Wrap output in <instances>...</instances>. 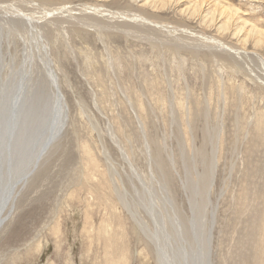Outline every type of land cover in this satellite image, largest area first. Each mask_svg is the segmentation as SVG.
Returning <instances> with one entry per match:
<instances>
[{"label":"rangeland","instance_id":"1","mask_svg":"<svg viewBox=\"0 0 264 264\" xmlns=\"http://www.w3.org/2000/svg\"><path fill=\"white\" fill-rule=\"evenodd\" d=\"M254 55L264 0H0V104L42 92L65 116L42 157L24 127L0 264H155L166 234H211L209 264H264Z\"/></svg>","mask_w":264,"mask_h":264},{"label":"bare ground","instance_id":"2","mask_svg":"<svg viewBox=\"0 0 264 264\" xmlns=\"http://www.w3.org/2000/svg\"><path fill=\"white\" fill-rule=\"evenodd\" d=\"M3 6V5H2ZM86 6V5H85ZM88 6V5H87ZM5 7H7V9H8V6H5ZM4 7V8H5ZM205 7V6H204ZM88 8V7H87ZM7 9H6V11H7ZM10 9V8H9ZM8 9V10H9ZM89 9V8H88ZM2 10V9H1ZM83 11V10H82ZM79 12V11H78ZM103 12H104V10H103ZM83 13V12H82ZM81 13V14H82ZM102 13V12H101ZM8 16V15H7ZM12 16H13V14H12ZM59 16V15H58ZM60 18H61V16H59ZM58 17V18H59ZM65 17V16H64ZM64 17H62L61 19L63 20V18ZM98 17V16H97ZM73 18V17H72ZM1 19H3V18H1ZM7 19V18H6ZM80 19H83L82 17L80 18ZM8 20V19H7ZM9 22V21H8ZM11 22V21H10ZM17 22V21H16ZM19 22V21H18ZM22 22V21H21ZM49 22V21H48ZM87 22V21H86ZM20 23V22H19ZM63 23V22H62ZM83 23V22H82ZM81 23V24H82ZM85 23V22H84ZM84 23H83V25H84ZM10 24V23H9ZM9 24H7V25H9ZM61 24V23H60ZM76 24H77V22H76ZM11 25V24H10ZM22 25H24V24H22ZM50 25H52V24H50ZM86 25V24H85ZM49 26V25H48ZM56 27V26H55ZM71 27V26H70ZM67 28V27H66ZM52 29V28H51ZM56 29V28H55ZM58 29V28H57ZM246 31V30H245ZM97 33V32H96ZM99 34V33H98ZM99 38V37H98ZM258 43V45H260L261 43H259V40L257 41ZM216 43H218V45L219 46H221V42L220 41H218V42H216ZM216 43H214V44H216ZM217 45V44H216ZM222 47H224V46H222ZM26 49V48H25ZM223 50V49H222ZM241 50L243 51V48H241ZM237 54H240V55H242L243 54V52H239V53H237ZM245 54V53H244ZM208 55H210V54H208ZM199 56V55H198ZM221 56V55H220ZM211 57V56H210ZM31 59V58H30ZM253 59H257V60H259L260 62L261 61H263L264 62V60L261 58V57H259V56H253ZM31 62V61H30ZM52 72V71H51ZM50 72V76H52L53 77V73H51ZM45 74V73H44ZM53 74V75H52ZM21 76H23V75H21ZM20 76V77H21ZM21 79H23L22 77H21ZM13 82V81H12ZM53 83V82H52ZM11 86V85H10ZM27 86V85H26ZM11 88H13V87H11ZM8 89V88H7ZM16 89V88H15ZM10 90V89H9ZM13 90V89H12ZM22 90H25V89H23L22 88ZM55 90H56V93L58 94L59 93V91H57L58 89H57V87L55 88ZM6 91V90H5ZM8 92V90L6 91V93ZM15 92V91H14ZM13 92V93H14ZM21 92V91H20ZM23 92V91H22ZM21 92V93H22ZM6 93H4V94H6ZM17 93V92H16ZM16 93H14V95H12V96H14L13 98L12 97H9V96H11V95H9L8 97H5L4 99H6L7 98V100L8 101H6V102H4V103H2V104H0V106H2V107H4V108H0V159L1 160H3V162H2V165L4 164V162L6 161V159L8 158V157H11L12 156V151L10 150H8V143H9V140H11V133L12 132H8V128H7V126H9V124H10V126L12 125V123H13V125H17L19 128H20V126H21V123H20V121H19V124H18V116L21 114V110L23 109H21L20 110V103H19V101L21 100V103H22V106H24L25 105V100H24V98H20V97H22V96H20V94L18 95V94H16ZM19 93V92H18ZM8 94V93H7ZM10 94H12V92L10 93ZM23 94V93H22ZM21 94V95H22ZM57 94L55 95V96H53L54 97V99L56 98V96H57ZM15 95H18V96H16V98H15ZM58 96H59V94H58ZM60 99H61V96H60ZM18 100V101H17ZM17 101V102H16ZM55 103V100L53 101V104ZM60 103L62 104V112H63V114L65 115V108H64V106H63V100L61 99L60 100ZM54 106V105H53ZM8 108V109H7ZM25 111V110H24ZM23 111V114L26 116V113ZM2 115V116H1ZM25 116H24V118H23V121H22V124L23 123H25ZM33 118V117H32ZM60 118V116L58 117V119ZM62 119L63 120H65V116L64 117H62ZM60 120V121H63V120ZM31 122V121H30ZM32 123V122H31ZM28 124V123H27ZM63 125H65V124H63L62 122H58V124H57V130H55L54 132H53V134H52V138H51V140H53L54 141V139L59 135V130H60V127L61 126H63ZM30 126V125H29ZM13 128V127H12ZM7 131V132H6ZM25 131V128L24 129H22L20 132H19V134H17V135H14L13 137H12V142H11V144H10V149H12V147L13 148H18L19 150H20V148H19V146H18V144H20L21 142H23L22 140H23V133H25L24 132ZM26 131H28V130H26ZM26 135H27V132L25 133ZM28 136V135H27ZM28 139V138H27ZM20 152V151H19ZM18 152V153H19ZM14 155H15V153H14ZM28 158V157H27ZM39 157H34V159H38ZM7 165L5 164L4 166H3V169L2 170H6V167ZM27 170V169H26ZM31 173V172H30ZM213 175V174H212ZM210 176V175H209ZM23 177H25V175L23 176ZM23 177H22V179H23ZM212 178V177H211ZM20 181H22V180H20ZM2 185H4V184H0V187H3ZM24 184H22V186H23ZM212 185H213V183H212ZM211 188H213V187H211V181H210V187H208V190H210ZM6 192V194H7V191H5ZM5 192H4V194H5ZM208 192V191H207ZM10 203H12V201L10 202ZM4 205V204H3ZM3 207V206H2ZM2 207L0 208V213H1V210H2ZM11 211H12V204H9L8 206H7V208H6V210L3 212V213H1V216H0V233L2 232V230L6 227V223L9 221V219H10V216H11ZM132 212V211H131ZM134 216V215H133ZM136 223V222H135ZM140 223V222H139ZM213 223H214V221H213ZM165 224V223H164ZM155 225V224H154ZM160 225V224H159ZM141 226V225H140ZM163 226V225H162ZM175 227H177V225L175 226ZM211 227V226H210ZM178 228V227H177ZM176 228V229H177ZM163 230V229H162ZM200 230H201V228H200ZM211 230H212V228H211ZM210 230V231H211ZM179 231H180V229H179ZM209 231V232H210ZM193 233V232H192ZM211 233V232H210ZM179 234H181V233H179ZM209 234V233H208ZM161 235V234H160ZM195 236L197 235V234H194ZM194 235H193V239H194ZM199 235V234H198ZM211 234H209L208 235V238L207 239H205V242H203V243H205V244H201V242H202V238H200L199 236H196L195 238H196V240L193 242L194 244L193 245H190V243L188 242V241H186V240H184L182 237H180L179 235L177 236V237H170L171 235H168V234H166V235H162V236H156V237H154L153 239L156 241V249H155V252L154 253H156L155 255H156V259H155V264H209V261H210V259H211V255H210V240H211V236H210ZM200 239H198V238ZM202 239V240H201ZM264 238L262 237L261 238V243L263 244V240ZM154 243V242H153ZM190 245V246H189ZM200 245H201V247H200ZM206 245V246H205ZM158 256V257H157ZM255 262V261H254ZM256 263V262H255Z\"/></svg>","mask_w":264,"mask_h":264},{"label":"water","instance_id":"3","mask_svg":"<svg viewBox=\"0 0 264 264\" xmlns=\"http://www.w3.org/2000/svg\"><path fill=\"white\" fill-rule=\"evenodd\" d=\"M42 94H43L42 92H39V93L34 92V94L31 95V101L30 102L27 101L25 103V105L27 106L26 111H24L26 113V116H25L26 121H25V123L22 124V128L24 129V127L27 126L26 123H28V121L29 122L31 121L30 120V119H32L31 117H34V121L36 122V125H37L36 130L38 131V137L37 138L41 139L42 137H44V139L38 140V142H35V144H34L35 146L39 147L38 153L41 154V157L49 149L50 145L54 141H56L60 136V134H59L54 139V141L51 140L53 132L55 130H57L58 122H62L63 124L65 123V120H63L61 118L62 116H60L59 119H62L63 121H60L58 119V116H59L58 115V110H59L58 99H59V97L56 98L55 103L53 104V103L48 102L49 101L48 97L46 99L45 98L42 99V97H41ZM57 96H58V94H57ZM35 101H36V103H34ZM52 117H53V119H52ZM12 126H13V123L11 126H10V124H9V126H7L8 132L9 133L12 132L15 135V134H17V127H16V125H14L13 131H12ZM62 129H63V127H62ZM61 131H60V133H61ZM11 142H12V140H9L7 148L9 151L10 150L12 151V156L8 157L3 165H2V160L0 159V184H4V185H2L3 187H0V208L3 206L1 213H3L6 210V208L9 204L13 205V203L15 202V198L17 196V195H15V191H16L17 186L21 184V181H15V180H18L20 177V171H18V173H16V169L19 170V163L31 165V163H28L29 158H26V153L24 151V148H20V152H21V156H22V158H21V156L20 157L18 156V155H20L19 154L20 152L18 153V151H19L18 148L12 147V149H10ZM22 143H21V145H22ZM31 148L33 149L32 146H31ZM13 153H15L17 155L16 160H14V161H13V159H14ZM35 156L36 155H34V153H32L30 155V158H32L33 161H35V160L39 161L41 159V157H39L38 159H34ZM5 164L7 165L5 167L6 170H2L3 166ZM27 177H25V178H27ZM5 191H7V194ZM4 192H5V194H4ZM11 201H12V203H10ZM1 213H0V216H1Z\"/></svg>","mask_w":264,"mask_h":264}]
</instances>
